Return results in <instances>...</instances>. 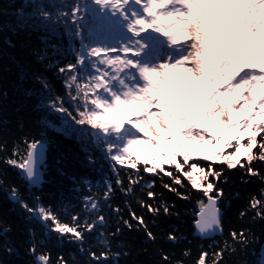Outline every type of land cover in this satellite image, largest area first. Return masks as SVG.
<instances>
[{
  "label": "snow or ice",
  "instance_id": "snow-or-ice-1",
  "mask_svg": "<svg viewBox=\"0 0 264 264\" xmlns=\"http://www.w3.org/2000/svg\"><path fill=\"white\" fill-rule=\"evenodd\" d=\"M94 3L99 6L100 15L90 25L81 15L88 13V4L77 3L73 8L72 22L77 25L80 48L73 53L75 63L59 68L74 102L73 109L65 107V98L60 96L48 99L45 107L62 117L64 131L74 134L83 144H91V148L84 149L89 164L97 163L98 159L92 155V149L101 153L116 174L115 184L126 195L143 179L142 173L157 176L163 173L171 179L163 187L178 196L181 193L177 186L189 187L185 179L190 189L201 190L206 202L203 198L197 201L194 227L201 237L210 236L221 229L222 209L218 205L225 193L220 183L227 180V170L239 166L245 174L264 182V172L254 163H264V91H259L264 89V0H94ZM44 15L47 18L51 14ZM80 25H85L89 37L113 42L85 43ZM220 29L226 32L224 37L216 34ZM254 54H258V61L247 59ZM89 69L91 75H86ZM173 70L194 80L170 77ZM183 85H189L191 91ZM24 144L23 149L14 147L4 162L19 171L26 185L38 188L44 182L48 145L44 140L27 139ZM144 146L157 151L138 168L141 157L133 158V149ZM188 146L210 147L213 154L203 160L224 167L215 168L213 163L202 164L200 160L189 163L193 154L187 150ZM5 150L6 146H0V152ZM181 154L182 162L174 159ZM163 165L170 167L165 169ZM117 166L137 169L134 177L128 176L130 187L126 190ZM83 183L89 189L92 186L91 181ZM104 184L107 186L104 199L108 200L115 189L108 179ZM3 185L0 178V187ZM7 190L12 202L44 225L46 235L55 232L57 240L77 243L82 252L87 235L107 220L100 202L92 195L81 198L85 214H74L69 224L60 219L51 205H44L39 196H34V205H29L16 186ZM260 191L264 195V188ZM148 196L154 197L155 193L149 191ZM190 197V191L182 196L186 200ZM141 205L153 216L160 214V207L143 201ZM161 207L165 214L173 215L168 205ZM249 207L255 210L256 217L264 219V199L253 196ZM131 215L154 240L144 218ZM122 222L131 229L130 221ZM2 231L6 233L10 228L3 227ZM116 231L120 232L119 227ZM32 236L29 254L36 257L37 264H51L48 253L37 254L35 233ZM231 236L241 245L248 241L245 231H233ZM167 238L173 242L179 239L174 233ZM101 242L107 247L106 241ZM5 250L9 254L14 252L10 247ZM88 251L97 264L109 259L107 252L97 255ZM223 254V249L213 253L201 251L197 264H208L209 259L211 264H222ZM184 255L189 253L186 251ZM164 259L168 261L169 257L165 255ZM57 264L65 261L60 258Z\"/></svg>",
  "mask_w": 264,
  "mask_h": 264
},
{
  "label": "trees",
  "instance_id": "trees-1",
  "mask_svg": "<svg viewBox=\"0 0 264 264\" xmlns=\"http://www.w3.org/2000/svg\"><path fill=\"white\" fill-rule=\"evenodd\" d=\"M77 3L88 4V13H81L86 24L90 25L100 15L94 0H0V146H6V150L0 152V173H3L0 178L4 181L0 187V261L3 264H37L36 257L29 254L32 234L35 233L37 254L48 253L51 264H57L60 258L65 264H97L91 259L89 249L97 255L102 251L108 253L109 259L101 264H197L201 251L213 253L221 249L224 250L222 264H259V249L264 242V219L256 217L249 204L253 196L264 199L260 191L264 182L245 174L239 166L227 170V180L220 183L225 193L219 201L223 210L222 233L202 238L195 234L194 227L197 201L203 198L206 202L201 190L190 189V183L185 179L189 187L177 186L181 193L178 196L163 187L164 183H171L163 173L160 176L142 173L143 179L126 195L115 184L116 174L101 158V153L92 149V155L98 159L97 163L89 164L84 149L91 148V144H83L74 134L64 131L62 117L45 107L48 99L60 96L65 98V107L73 109L74 102L64 86L65 77L59 68L75 63L73 53L80 48V40L76 37L77 25L72 22V10ZM45 13L51 15L45 18ZM80 26L84 30L85 43L108 42V39L89 37L85 25ZM247 59L258 61L251 57ZM86 75H91L90 69ZM26 139L44 140L48 145L44 182L38 188L26 185L19 171L4 162L12 155L14 147H25ZM192 154L193 160L189 163L200 160L202 164L213 163L215 168L224 167L218 162L203 160L205 155L201 152ZM135 156L133 154V158ZM182 159L183 154L175 157L180 162ZM254 163L264 172V163ZM150 164L151 161L148 166ZM143 166L144 161L141 160L137 167ZM163 166L165 169L170 167ZM117 167L126 190L130 187L128 176L134 177L137 169ZM105 179L110 180L115 189L108 200L104 199L107 191ZM85 180L92 182L90 189L83 183ZM13 185L29 205H34L33 197L39 196L44 205H51L60 219L69 224L74 214H85L81 198L92 195L100 202L101 211L107 217L106 223L87 235L83 244L85 251L82 252L81 245L77 243L57 240L55 232L46 235L48 230L38 219L12 202L7 189ZM149 191H153L155 196L149 197ZM189 191L190 199H183L182 196L188 195ZM141 201L160 207V214L153 216ZM162 204L168 205L173 215L165 214ZM115 208H119V213L113 211ZM132 213L144 218L148 230L155 236L154 240L132 218ZM123 220L130 221L131 229L123 224ZM3 227L10 228V231L4 233ZM118 227L119 233L116 231ZM233 231H245L247 243L234 242ZM169 233H174L179 239L176 242L169 240ZM65 236L71 237V234ZM101 241H106L107 247ZM6 247L14 249V252L9 254ZM186 251L189 253L187 256L184 255ZM165 255L169 257L168 261L164 259ZM208 264H211L210 259Z\"/></svg>",
  "mask_w": 264,
  "mask_h": 264
},
{
  "label": "rangeland",
  "instance_id": "rangeland-1",
  "mask_svg": "<svg viewBox=\"0 0 264 264\" xmlns=\"http://www.w3.org/2000/svg\"><path fill=\"white\" fill-rule=\"evenodd\" d=\"M137 7H139V6H137ZM148 31L151 32L152 30L149 29ZM229 31H232V30L229 29ZM216 34L217 35H220L221 37H224L226 35V32L223 29H220V30L217 31ZM142 35H143V33H142ZM249 39H251V37ZM108 42L111 43L113 41L108 40ZM248 57H250V56H248ZM251 57L252 58H258V54L251 55ZM169 75H170V77H179L181 79L194 80V78L187 76L185 73H182L179 70H173ZM182 87L185 90H187V91H191V88H190L189 85H183ZM259 91H264V89H260ZM181 114H185V112L184 111H181ZM228 134L231 135V133H228ZM187 150L190 151V152H192V153H194V154H197V153L201 152L205 156H208V155H212L213 154V150L210 147H205V148L198 149L195 146H188V149ZM156 151L157 150L154 149V148H152L151 146H144V147H139V148L133 149V154H135L136 156L139 155L141 157V160L145 161V160H148V158L150 156L155 155L156 154Z\"/></svg>",
  "mask_w": 264,
  "mask_h": 264
},
{
  "label": "water",
  "instance_id": "water-1",
  "mask_svg": "<svg viewBox=\"0 0 264 264\" xmlns=\"http://www.w3.org/2000/svg\"><path fill=\"white\" fill-rule=\"evenodd\" d=\"M222 214H223V210H222ZM221 233H222V228L220 230L213 232L210 236L207 237H214L216 235H220ZM195 234L201 237V235L197 232L196 228H195ZM207 237H202V238H207ZM259 264H264V242L259 249Z\"/></svg>",
  "mask_w": 264,
  "mask_h": 264
}]
</instances>
